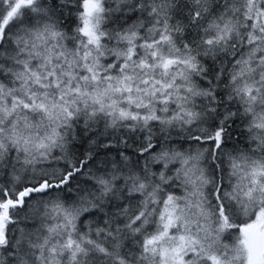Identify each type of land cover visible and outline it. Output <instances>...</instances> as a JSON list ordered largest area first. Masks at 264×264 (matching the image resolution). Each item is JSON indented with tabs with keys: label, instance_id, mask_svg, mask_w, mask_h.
Segmentation results:
<instances>
[{
	"label": "snow or ice",
	"instance_id": "snow-or-ice-1",
	"mask_svg": "<svg viewBox=\"0 0 264 264\" xmlns=\"http://www.w3.org/2000/svg\"><path fill=\"white\" fill-rule=\"evenodd\" d=\"M0 264H264V0H0Z\"/></svg>",
	"mask_w": 264,
	"mask_h": 264
}]
</instances>
